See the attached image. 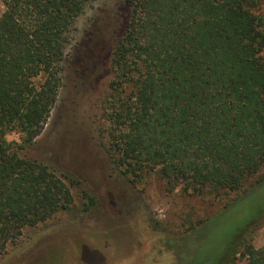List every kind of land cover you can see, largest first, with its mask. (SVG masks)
<instances>
[{"label":"trees","instance_id":"16d2710c","mask_svg":"<svg viewBox=\"0 0 264 264\" xmlns=\"http://www.w3.org/2000/svg\"><path fill=\"white\" fill-rule=\"evenodd\" d=\"M96 1L0 0V256L26 229L72 210L70 187L80 190L83 212L98 206L77 177L28 155L62 87L74 25ZM261 2L124 1L97 105L110 177L135 188L156 175L168 193L179 189L183 199L220 210L264 182ZM10 133L19 142L8 141ZM253 205L238 211L252 217L221 235L215 257L198 264L244 256L264 264V246L255 249L245 235L264 216L262 204ZM211 210L179 236L197 233L219 212ZM188 248L180 249L184 264L195 252Z\"/></svg>","mask_w":264,"mask_h":264},{"label":"rangeland","instance_id":"374dc122","mask_svg":"<svg viewBox=\"0 0 264 264\" xmlns=\"http://www.w3.org/2000/svg\"><path fill=\"white\" fill-rule=\"evenodd\" d=\"M124 1L98 0L75 23L57 101L43 132L28 149L29 157L77 177L95 194L98 206L83 212L80 190L70 187L72 210L26 229L0 256V264H184L183 245L195 248L189 264H198L204 254L215 257L221 235L231 236L252 217L240 215L242 209L253 204L264 208V182L220 210V203L209 207L183 199L179 189L168 193L156 175L135 188L110 177L113 172L102 147L106 124L97 105L108 78L106 50L126 14ZM3 10L0 3V16ZM258 14L264 17V0ZM7 139L19 142L20 135L10 133ZM210 209L219 212L197 233L179 236ZM245 235L255 249L263 247L264 216L249 225ZM237 262L249 264L245 256Z\"/></svg>","mask_w":264,"mask_h":264}]
</instances>
